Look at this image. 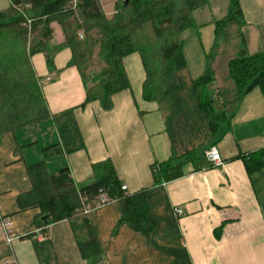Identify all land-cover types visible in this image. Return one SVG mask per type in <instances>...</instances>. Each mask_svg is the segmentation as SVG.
I'll return each mask as SVG.
<instances>
[{
  "label": "crops",
  "instance_id": "1",
  "mask_svg": "<svg viewBox=\"0 0 264 264\" xmlns=\"http://www.w3.org/2000/svg\"><path fill=\"white\" fill-rule=\"evenodd\" d=\"M9 5L10 0H0V10ZM241 6L245 25L227 43L232 56L225 68L219 60L226 49L219 52L208 86L214 108L226 114L216 133L194 86L206 68L207 48L197 30L207 17L194 19L191 56L184 40L186 67L176 73L179 88L156 100L143 97L146 71L137 52L124 58L130 88L111 97L110 109L99 101L85 103L86 87L78 68L70 65L69 47L55 52L52 68L43 52L31 57L50 116L0 140V215L9 217L15 234L11 243L0 234V264H264V156L259 154L264 149V86L237 99L228 68L239 32L250 54L264 52V0H241ZM52 27L50 45L64 43L61 26L54 22ZM52 145L60 152L46 158L43 150ZM212 146L218 147L222 165L209 163L206 151ZM251 155L259 156V165L250 169L246 160ZM173 157L184 161V174L162 180L155 168ZM107 160L127 194L148 189L156 224L147 235L122 221L126 204L121 199L46 227L36 223L38 207L19 209L18 197L32 189L28 165L45 161L50 174L68 167L76 184H86L94 179L93 165ZM175 207L183 215L176 216ZM92 236L101 252L85 259L79 245Z\"/></svg>",
  "mask_w": 264,
  "mask_h": 264
},
{
  "label": "trees",
  "instance_id": "2",
  "mask_svg": "<svg viewBox=\"0 0 264 264\" xmlns=\"http://www.w3.org/2000/svg\"><path fill=\"white\" fill-rule=\"evenodd\" d=\"M210 0H116L109 16L100 0H10V5L0 10V140L9 132L44 122L50 116L44 96L42 81L37 76L31 57L39 52L46 56L50 68L55 52L63 47L72 51L70 65L81 73L86 87V101H99L104 109L112 107V96L130 88L124 67V58L139 53L146 71L143 97H158L179 88L177 71L186 67L184 57V31L194 26L193 12ZM57 22L64 31L65 41L50 45ZM215 36L210 51L206 53L204 73L194 81L200 106L210 129L216 133L226 118L223 111L213 105V95L208 86L214 81L213 63L220 48L230 40L229 30L245 25L241 0H229L224 17L215 20ZM237 56L229 61V77L234 82L240 99L248 90L264 86V52L250 54L244 35L238 34ZM99 47L103 60L99 72L88 74L87 62L94 49ZM44 156L58 154L60 148H44ZM264 156V149L259 152ZM258 157L251 155L246 163L259 165ZM183 160L173 157L160 163L155 170L162 180L181 177ZM248 167V169H249ZM45 161L27 166L32 189L17 199L20 210L40 209L36 219L39 227L69 220L87 214L84 208L94 207L102 194L126 204L122 221L133 225L147 235L155 227L148 204V189L127 194L122 189L110 160L93 165L94 179L86 184H76L68 167L50 174ZM43 216H48L46 221ZM82 257L90 258L101 252L95 236L79 245Z\"/></svg>",
  "mask_w": 264,
  "mask_h": 264
},
{
  "label": "rangeland",
  "instance_id": "3",
  "mask_svg": "<svg viewBox=\"0 0 264 264\" xmlns=\"http://www.w3.org/2000/svg\"><path fill=\"white\" fill-rule=\"evenodd\" d=\"M114 1L115 0H100L102 8L105 11V13L107 14L106 16H109L113 13V11L115 9V2ZM228 5H229V0H210L208 4L204 5L203 7H200V9L199 8L196 9L193 12V19L202 18V17H207V18L205 19L206 20L205 23L203 25H200L199 30L196 29L195 25H194V27H190V28L185 30L183 38H184V40L185 39L187 40V41H185V43H186V51L185 52H187V54H189V50L191 49L194 38H197L196 30L203 33V37L201 39L202 45H203V47L207 48V52L210 51V48L214 42V36H215L214 35V24L211 23L212 18L215 17V20L222 18L227 11ZM237 31H238L237 26H232L230 28V30H229L230 39H234L235 36H237L236 35ZM230 41L231 40H229L228 43ZM231 47H232V44L230 43V44H226L225 47L223 45L220 48L219 52H221L222 48L226 49V51L223 53V55L221 56V58L219 60L220 66L222 68H225V66H226L225 60H227L228 56H232ZM189 56H191V55L189 54ZM236 56H237V53L235 54V57ZM102 66H103V60L101 59V57L99 55V47H96L94 49L92 56H90V58L87 62V66L85 68V71L88 74L99 72L102 69Z\"/></svg>",
  "mask_w": 264,
  "mask_h": 264
},
{
  "label": "built area",
  "instance_id": "4",
  "mask_svg": "<svg viewBox=\"0 0 264 264\" xmlns=\"http://www.w3.org/2000/svg\"><path fill=\"white\" fill-rule=\"evenodd\" d=\"M206 157L210 161L209 163H211L213 166H219L223 164V159L217 146L210 147V149L206 151ZM122 189L126 190V186H122ZM111 202L113 201L108 199L105 194H102L96 201L94 207L86 206L84 208V212L89 213L90 211L100 207H104ZM174 213L176 216H181L183 215L184 211L181 207H175ZM0 234L4 236L3 239H5L7 243H11V241L15 237V234L13 233L11 228V221L7 216L0 215ZM38 236L40 238H43V233L41 230L38 231Z\"/></svg>",
  "mask_w": 264,
  "mask_h": 264
},
{
  "label": "water",
  "instance_id": "5",
  "mask_svg": "<svg viewBox=\"0 0 264 264\" xmlns=\"http://www.w3.org/2000/svg\"><path fill=\"white\" fill-rule=\"evenodd\" d=\"M47 218H48V216H43V217H42V220H43V221H46Z\"/></svg>",
  "mask_w": 264,
  "mask_h": 264
}]
</instances>
